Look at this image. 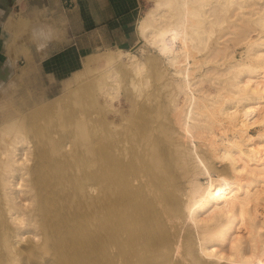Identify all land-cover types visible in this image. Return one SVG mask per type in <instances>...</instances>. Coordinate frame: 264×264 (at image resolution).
<instances>
[{
  "label": "bare ground",
  "instance_id": "bare-ground-1",
  "mask_svg": "<svg viewBox=\"0 0 264 264\" xmlns=\"http://www.w3.org/2000/svg\"><path fill=\"white\" fill-rule=\"evenodd\" d=\"M154 2L138 36L172 72L118 48L0 103V264H264V0ZM123 74L163 90L120 108Z\"/></svg>",
  "mask_w": 264,
  "mask_h": 264
},
{
  "label": "crops",
  "instance_id": "crops-1",
  "mask_svg": "<svg viewBox=\"0 0 264 264\" xmlns=\"http://www.w3.org/2000/svg\"><path fill=\"white\" fill-rule=\"evenodd\" d=\"M139 9L140 0H0V48L7 41L8 15L15 12L36 27L33 32L39 38L32 48L43 50L38 53L42 73L60 79L71 69L72 56L84 57L105 47L131 48ZM52 61L56 70L45 68Z\"/></svg>",
  "mask_w": 264,
  "mask_h": 264
},
{
  "label": "rangeland",
  "instance_id": "rangeland-1",
  "mask_svg": "<svg viewBox=\"0 0 264 264\" xmlns=\"http://www.w3.org/2000/svg\"><path fill=\"white\" fill-rule=\"evenodd\" d=\"M154 1L155 0H140V9H139L138 19L142 18V16L145 15L147 11L153 7L155 3ZM8 16L9 17L7 18L6 25H5V28L7 30V41L4 47L0 48V98H1L0 103L4 104L7 107L25 108V107L32 105L33 103H39L41 101H44V102L51 101L54 97L62 94L66 86H69L71 88L76 86V81H74L75 79L72 80L73 82H71V79H70L74 77L73 74L76 75V77L78 76L76 80L88 79V78H91L92 76L94 77L96 72L97 74L95 76H99L102 66L97 65L98 68L92 67L90 68L91 70L89 69V70L84 71V67H82L83 59L90 56L96 60L97 58L98 60H100L102 55L105 52H108L110 50L116 52V49H117L115 47H109V48L105 47V48H100L94 51L93 53L88 54L84 57L78 58L76 56H72L71 57V60H72L71 69L65 73L62 72L59 77L60 79L53 80L42 73V70L38 64V61H39L38 53L40 52L42 54L43 50L32 48L33 42L37 43V39L39 38L37 33L34 34L33 32V29L36 27L33 26L30 20L23 18L19 15H16L15 12H13L11 15L9 14ZM137 24H136L135 44H133L131 48H128L126 50H129L135 53L139 57V59L141 61H145L147 65L151 64L152 65L151 68L153 67L152 68L153 71L157 66L161 65L168 72H172L173 69L166 63L165 56H163L162 54H159V52H157L158 50L155 47L150 46V44L140 40L138 36ZM42 40L43 38H40V41ZM232 43L233 41H230L228 43L229 47L230 49H232V53L234 57L236 59H240L241 57L244 56V53H243L244 46L236 44V43L234 44ZM233 45H236V46H233ZM33 53L37 54L35 56V59L32 58ZM6 60H8V62ZM54 61H52L54 65L52 62L45 63L44 64L45 68H48V69L53 68L56 70L57 64L55 65L56 62ZM151 68L149 69L148 67V70H152ZM153 71H149V72H151L152 74ZM200 72L197 71L196 74ZM125 75L117 76L118 79L120 80V84L118 83L117 87L114 88L112 91L113 93L115 90L114 92L115 95L113 93L112 96L114 97L116 96L115 99L118 100V102L114 100L115 104L118 103L117 104L118 107L122 105L120 108H123V109H126V107L128 106L127 105L128 101L126 102V99H128L127 98L128 94L127 95L125 94L127 92L126 90H128L129 93L133 91V88L129 87V84L131 86V83H129V78L127 77L128 74L126 76ZM170 76H171V79L174 78V77L172 78L173 75L170 74ZM159 78L160 77L155 78V80L157 79L159 80ZM162 79L163 78H160L159 81L157 80L158 82H160L161 84L160 85L159 83L155 84L154 83L155 80L152 78V81H154L153 82L154 84H153L150 78L149 79L150 81L149 80L147 81L151 82L152 85L149 86L150 83H148L149 85L146 84V86H143V87L145 88L148 87L151 89L154 88L156 89L155 92L163 90V88L160 89V86L162 87V83H161L163 81ZM125 85L126 86L128 85L127 88L129 89L124 88ZM148 88L144 89V91L146 90L145 91L146 93L150 92L151 90V89L149 90ZM124 89H126L124 92V95H126L127 97L123 95ZM141 90L140 91L134 90L133 91L134 94H132L133 93L132 92L131 96L135 95V98L139 96L138 99H140V95H137V94L138 92L142 93ZM116 94H118V96ZM143 94L144 93H142L141 95ZM143 97H141V99H143ZM181 98L182 97H180V99ZM257 129L258 127H254L250 130V132L253 135H255L257 133ZM216 166L218 169L221 168V165L219 163H217ZM200 179L202 182L206 180L205 176H201Z\"/></svg>",
  "mask_w": 264,
  "mask_h": 264
}]
</instances>
